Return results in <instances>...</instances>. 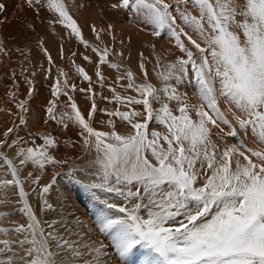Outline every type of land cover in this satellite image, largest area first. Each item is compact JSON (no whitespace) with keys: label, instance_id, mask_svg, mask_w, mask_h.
<instances>
[{"label":"snow or ice","instance_id":"6c2138e0","mask_svg":"<svg viewBox=\"0 0 264 264\" xmlns=\"http://www.w3.org/2000/svg\"><path fill=\"white\" fill-rule=\"evenodd\" d=\"M189 6L198 14L189 11ZM46 7L55 16L50 24L63 26L96 53L95 76L103 87L106 81L100 65L110 63L109 48L90 45L84 39L65 0H46ZM110 7L150 27L155 37L166 32L180 55L162 66L157 58L160 88L147 78L142 53V81L130 69L117 76L108 86L112 96L103 99L124 110L98 108L92 76L80 65H75L76 71L89 87L79 91L92 98L87 118L67 91L77 88L62 69L52 86L53 97L67 96L70 111L57 120L56 101H50L48 119L65 128L68 122L79 127L85 150L96 153L88 165L99 180L93 187L121 198L120 203L105 200V209L96 215L95 227L109 243L71 239L76 234L73 228L82 227L78 219L38 218L19 168L31 164L42 171L46 165L69 164L67 158L57 159L50 152L58 143L55 137L38 132L43 143L34 140L33 147H19L15 153L19 165L0 152L11 176L0 179V186L18 189L22 205L18 211L26 217L0 227V233L8 237L0 239V264H108L113 258L128 264L137 246L146 250L141 264H264V0H114ZM3 11L6 4L0 3ZM112 29L109 24L107 30ZM92 31L99 39L106 30L92 25ZM41 47L51 65L52 56L42 42ZM84 59L90 61L89 56ZM110 66L121 68L116 63ZM186 78H194L199 103H190L187 94L179 91ZM124 80L127 83L120 84ZM116 84L125 94L117 91ZM127 90L136 94H127ZM17 107L26 111L23 102ZM97 111L109 117L108 131L93 127ZM114 118L126 123L130 131L118 132ZM20 122L25 123L23 116ZM151 122L165 131H150ZM249 131L256 147H249L243 139L227 143V138ZM12 132L8 128L3 135ZM18 143L19 138L11 144L0 141L6 147ZM73 171L70 168L69 174ZM39 181L36 175L31 182ZM55 181L53 176L51 183L39 189L42 211H56L46 198ZM110 248L115 257L109 256Z\"/></svg>","mask_w":264,"mask_h":264},{"label":"rangeland","instance_id":"374dc122","mask_svg":"<svg viewBox=\"0 0 264 264\" xmlns=\"http://www.w3.org/2000/svg\"><path fill=\"white\" fill-rule=\"evenodd\" d=\"M98 1H92L90 4L100 6L99 9L105 11L104 14L106 17L104 16L102 18H97L96 21H91L87 28L82 27L81 22L76 17L77 15L75 16V12L70 9L66 0L65 3L68 6L70 14L78 21L84 39L87 40L90 45L99 46L101 48L107 46L110 50L108 58L110 63L100 65L106 81L103 87L97 82L95 76V65L98 63V57L96 53L92 51V48L85 46L75 36L69 37L72 40L69 42V46L65 43L58 42L57 39L59 35L62 34L64 27L58 24H50V21L53 20L55 16L52 12L48 11L46 0H40L39 3H37V0H32L31 5L28 3V0H0V3L6 4V11L0 12V48H3V51H0V118H5V120L15 119L16 127L13 128L12 132L14 133L15 131V135L12 139L17 140V138H19V143L12 147H6L4 144H0V152L5 153L10 159H13L15 164L19 165V160H17L19 157L15 155L19 147H33L35 146L33 144L34 140L35 144L43 143L36 135L38 132L48 133L55 137L58 143L55 149H50V152H52L57 159L67 158L69 164L56 166L46 165L45 169H48L46 175L42 173L43 170L40 171L31 164L20 167V176L24 181L29 203L32 205L41 221L59 220L63 218L72 222L78 219L82 227L73 228V232L76 234L73 235L71 239L80 243H90L92 240L99 239L107 244L109 241L103 235H100L95 227L96 215L101 210L105 209V200L109 203H120L121 198L116 197L115 194H110L102 189L93 187V184L99 183V180L91 174L88 165L95 157V150H85L83 139L79 135L80 129L77 125L68 122V127L65 128L63 125L57 123L61 113L70 111V109L67 107V96L61 94L58 97H53L52 86L59 75V71L62 69L67 73L69 83H74L77 88L75 91H71V89H67V91H69V94L78 105L80 111L87 118L88 112L91 109L92 98L90 93L79 91L81 88L87 89L89 87V82L83 80L76 71L75 65H80L92 76V88L96 94L95 101L98 108L114 110L119 107L121 110H124L122 105L110 99L105 100L103 97L110 98L112 96V92L108 86L113 85L116 77L122 75L125 70H132L138 82L144 79L139 67L141 53L143 54L145 67L148 73L147 78L158 88L162 87V82L157 77V72L161 69L158 68L157 65L150 63L147 57L149 53L156 49H148L150 46H147L148 48L136 50L131 34L125 37L122 31L127 30L131 32L137 30V32L143 33L146 37H143V40L146 42H149V40L153 41L151 45H154L155 48L166 46L168 49L174 50L176 52L174 58L180 55V53L174 41H171L166 32L162 33L160 37L151 35L150 27L144 28L142 24H138L133 20L130 14L126 15L124 10H113V15L110 17L109 9L112 10L110 8L111 3H109L108 6L103 5V2L97 3ZM112 2H114V0ZM90 4L87 5L86 0H83L81 7L88 8ZM189 10L192 11L191 9ZM116 17H120V19L114 21ZM109 24L113 25L112 30H107ZM118 24L121 26H118ZM92 25H95L98 30H106L100 33L99 39H97L96 34L92 31ZM126 27L134 30L131 29L130 31ZM59 28L60 31L57 33ZM41 42L43 43V47L47 48L48 53L53 58V63L51 65L48 63L47 57L42 50ZM156 42L160 45L158 44V46ZM61 49H63V54H61ZM113 52L123 53V55H115ZM4 53H6V56L9 55V60L5 61V63L2 59ZM73 53H75V56H73ZM84 56L92 57L90 58L92 61L85 60ZM13 59H15V64L20 65L19 70H12L14 66L8 65V63L13 62ZM62 61L63 64L61 65L60 62ZM73 61H75V64H73ZM111 63L121 65L120 70L118 71L112 68L110 66ZM164 64L166 63H163V65ZM28 71L30 73H28ZM32 71H34V75L37 74V77L32 75ZM60 79L63 81L64 77H60ZM29 81L32 83L29 84ZM126 83V80L120 82V84ZM120 84L114 86L121 94H125V89L121 88ZM30 88L31 94H29ZM179 91L187 94L190 103H199L197 86L194 78L191 80L186 78L184 85L179 87ZM127 94L135 95L136 93L127 90ZM53 100L56 101L57 120L48 119L47 108L49 107V102ZM21 102L24 103L26 111L17 107ZM221 103L223 105V102ZM171 106L175 109L176 102L172 101ZM154 107L159 108L160 105L155 104ZM21 116H23L25 120L23 124L20 122ZM108 119L109 117L104 112L97 111L92 119V125L98 130L108 131ZM114 119L118 132L124 134L130 131L126 123L120 121L119 118ZM152 129L161 132L165 131L163 126L155 122H151L149 125V130L151 131ZM9 134L6 138L4 136L3 140L0 139V141L11 144L9 142V139H11ZM215 139L216 137L213 136V140ZM239 139H243L249 147L257 146L250 131L248 135L242 133L240 137L227 138V143H237ZM13 140H11V142ZM70 168L74 169L71 175L69 174ZM0 171L3 172H1L0 179L11 178L2 160H0ZM5 171L7 174L6 177L4 175ZM29 172L33 173V177L28 176ZM36 175L40 176V181L38 184H32L31 181ZM53 176L56 177V181L52 184L49 193L46 194V198L49 203L54 205L56 211H42V201L38 192L41 186L51 183ZM1 188L0 186V189ZM33 189H35V191H33ZM19 199L18 189L14 187L11 191L0 194V214H5L0 215V219L2 220L0 227H10L13 223L26 220V217H23L18 211L19 207L22 206L19 203ZM61 231H63V229H61ZM80 233H83V235H79ZM5 238L8 237L0 233V239ZM145 252L146 250L144 248L137 246L128 264H141ZM109 256L115 257L114 250L111 248L109 249ZM0 258L3 257L0 256ZM85 258L88 257L86 256ZM105 259L108 258L106 257ZM108 264H120L119 258L109 260Z\"/></svg>","mask_w":264,"mask_h":264},{"label":"bare ground","instance_id":"6f19581e","mask_svg":"<svg viewBox=\"0 0 264 264\" xmlns=\"http://www.w3.org/2000/svg\"><path fill=\"white\" fill-rule=\"evenodd\" d=\"M9 1H16V0H9ZM67 2H68V4H69V6H70V9L71 10H73L74 12H75V16L79 19V21L81 22V25L85 28H87V26H88V24L91 22V21H96V19L97 18H102V17H104L105 16V14H104V10L103 9H99L100 8V6H98V5H96L95 6V4H90L92 1H98V0H86V3H87V5H89L90 4V6L88 7V8H82L81 7V3H82V1L83 0H66ZM112 1L113 0H99L97 3H102L103 5H108L109 3H112ZM109 6V5H108ZM111 8V7H110ZM189 9H191L193 12L195 11L194 9H192L191 8V6H189ZM190 11V10H189ZM109 13H110V17H111V15H113V9L112 10H110L109 9ZM194 14H196V13H194ZM198 14V13H197ZM80 17H79V16ZM123 16V15H122ZM122 16H120V17H122ZM106 17V16H105ZM115 17V16H114ZM120 17L119 18H117L116 17V19H114V21H117L118 19H120ZM112 21V20H111ZM124 21V20H123ZM117 24V23H116ZM121 24V23H120ZM120 24H118V26H121ZM101 25V24H100ZM122 25H124V24H122ZM122 28V27H121ZM127 29H129L128 27H126ZM119 29H120V27H119ZM123 29H125V28H123ZM132 29V28H131ZM131 29H129L130 31H131ZM132 30H134V29H132ZM58 31H60V28L57 30V33H58ZM135 31V32H134ZM134 31H131V32H129V31H127V30H125V31H122V33H123V36H128L129 34H131V38L133 39V41H134V46H135V48H136V50H141V49H145V48H148L147 46H150V48H148V49H152V50H154V49H156V50H154L153 52H151V53H149V56H147L148 57V59H149V62L150 63H153V64H155V65H157V58L159 57V62H160V65L162 66L163 65V63H167L168 61H170V60H172L173 58H174V54L176 53L174 50H170V49H168L166 46L165 47H162V48H160V44L158 45L157 44V42H156V44L159 46V47H153L151 44H153V41H150L149 40V42H146V41H144L143 40V37H145L144 36V34L142 35L140 32H137V30H134ZM44 32V31H43ZM56 33V34H57ZM95 34V33H94ZM57 36V35H56ZM58 37V36H57ZM57 37H56V39H57ZM69 37H72V35H70L69 34V31L67 30V29H63L62 30V34L61 35H59V37H58V42H60V43H65V44H67L68 46H69V41L71 42L72 40H71V38H69ZM146 38V37H145ZM53 41V40H52ZM59 43V44H60ZM150 44V45H149ZM146 46V47H145ZM15 48V47H14ZM13 48V49H14ZM2 55V54H1ZM90 58H92V57H90ZM90 61H92V60H90ZM61 63V65L63 64V61L62 62H60ZM60 63H59V65H60ZM9 65V64H8ZM10 66V65H9ZM64 67H65V65H64ZM63 67V68H64ZM71 72V71H70ZM5 105V104H4ZM6 108H7V106H6ZM5 108V109H6ZM11 108V107H10ZM16 110V109H15ZM1 112V111H0ZM10 113V112H9ZM13 113H14V111H13ZM12 113V114H13ZM0 115H1V113H0ZM17 121V120H16ZM14 127H16V123H15V119L13 118V119H8V120H5V118H0V139H2L3 140V137H4V133L7 131V129L8 128H14ZM17 129V128H16ZM11 137V139H9V142L10 143H12L11 142V140H13L12 139V137L15 135V131H14V133H12V134H9ZM6 138V137H5ZM4 138V139H5ZM19 159H20V157H19ZM19 159H17V160H19ZM24 171V170H23ZM1 172L2 171H0V175H1ZM47 172H48V169H44L43 171H42V173L43 174H47ZM3 173V172H2ZM4 175H5V177L7 176V174H6V171L4 172ZM2 178V177H1ZM2 187V186H1ZM37 187V186H36ZM13 189V187L12 186H9V187H7V188H4V187H2L1 189H0V194H4V193H6L7 191H11ZM33 200V199H32ZM5 221V220H4ZM2 222V220L0 219V223ZM0 259H2V258H0Z\"/></svg>","mask_w":264,"mask_h":264},{"label":"crops","instance_id":"0c3cea01","mask_svg":"<svg viewBox=\"0 0 264 264\" xmlns=\"http://www.w3.org/2000/svg\"><path fill=\"white\" fill-rule=\"evenodd\" d=\"M83 27V26H82ZM70 42V41H69ZM10 49V48H9ZM8 54V53H7ZM2 59L4 60V63H5V61H8L9 60V55L8 56H6V53H4V55H2ZM7 59V60H6ZM14 60L15 59H13V62H11V63H8L10 66H14V69H12V70H19L20 69V65H18V64H15L14 63ZM31 70V69H30ZM28 73H30L29 71H28ZM32 75H34V71H32ZM34 77H37V74H35L34 75Z\"/></svg>","mask_w":264,"mask_h":264}]
</instances>
